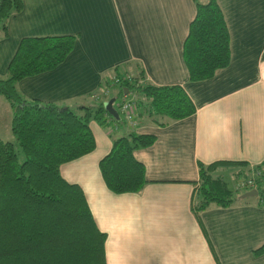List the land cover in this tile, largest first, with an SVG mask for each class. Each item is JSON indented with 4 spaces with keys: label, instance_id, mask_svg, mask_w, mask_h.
I'll list each match as a JSON object with an SVG mask.
<instances>
[{
    "label": "crops",
    "instance_id": "0c3cea01",
    "mask_svg": "<svg viewBox=\"0 0 264 264\" xmlns=\"http://www.w3.org/2000/svg\"><path fill=\"white\" fill-rule=\"evenodd\" d=\"M196 1L206 0H23L0 29V77L8 75L23 37H75L57 65L15 81L26 99L71 107L94 103L118 86L108 89L112 75L141 68L146 82L179 84L195 105L192 115L177 120L155 121L142 115V107L136 125L91 119L94 149L60 165L61 175L82 188L106 234V264H264V252H254L264 242L258 194L239 193L228 206L192 208L200 162L244 163L223 170L235 186L239 175H251L264 160V0H217L230 35V62L209 78L190 80L183 44ZM133 93L137 97L134 90L125 92L130 99ZM0 110L7 115L3 139L12 113L2 95ZM132 129L156 136L134 150L146 183L138 191L114 192L99 161L115 138Z\"/></svg>",
    "mask_w": 264,
    "mask_h": 264
},
{
    "label": "trees",
    "instance_id": "16d2710c",
    "mask_svg": "<svg viewBox=\"0 0 264 264\" xmlns=\"http://www.w3.org/2000/svg\"><path fill=\"white\" fill-rule=\"evenodd\" d=\"M22 6L23 0H0V29L6 28V19ZM74 41L71 34L23 37L8 63V75L0 77V93L11 107L13 134V139L0 138V264H106V234L97 227L82 188L61 175L60 165L94 149L91 119L103 125L127 120L118 110L119 117H113L104 108V100L71 107L26 99L15 87L16 80L61 62ZM183 57L190 80L209 78L230 62V35L217 0L196 1ZM113 82L119 87V102L127 97L125 92L137 93L131 98L137 115L142 107V115L155 121L158 116L177 120L196 110L181 85L146 82L141 68L129 76L117 74ZM155 139L154 134L133 129L114 139L99 161L112 191L142 188L145 167L134 150ZM234 164L244 163L217 160L198 164L194 211L212 204L228 206L240 198V189L224 177L223 170ZM251 172H259L255 188L264 203V160ZM254 252H264V242Z\"/></svg>",
    "mask_w": 264,
    "mask_h": 264
},
{
    "label": "built area",
    "instance_id": "2783aa9c",
    "mask_svg": "<svg viewBox=\"0 0 264 264\" xmlns=\"http://www.w3.org/2000/svg\"><path fill=\"white\" fill-rule=\"evenodd\" d=\"M119 107L130 125H136V107L135 104L131 101L130 98L124 97L119 102ZM259 172H254L251 175H247L246 177H241L235 182L236 189H252L255 188L256 185V177Z\"/></svg>",
    "mask_w": 264,
    "mask_h": 264
},
{
    "label": "rangeland",
    "instance_id": "374dc122",
    "mask_svg": "<svg viewBox=\"0 0 264 264\" xmlns=\"http://www.w3.org/2000/svg\"><path fill=\"white\" fill-rule=\"evenodd\" d=\"M126 75L127 76H129V75H131V74H129V73H126ZM113 80H114V75H112V77H110V82H109V84H108V89H110L109 88V86H112L113 85ZM118 88V89H117ZM112 90V89H111ZM109 91V90H108ZM108 91H107V94H108ZM116 92H118L119 93V87L117 86V87H115L114 88V90H113V92H112V95L110 96V94H108V95H106L105 96V100L104 101H106V100H108V98H111V97H115L116 95ZM1 95L2 94H0V97H1ZM133 95H134V93H133ZM2 97L3 98H5L3 95H2ZM97 97V96H96ZM134 97H135V95H134ZM100 98V97H99ZM117 98V97H116ZM120 98V97H119ZM119 98L118 99H115L114 101H113V105H114V107H116L117 109H118V111L120 112V114L121 115H123L122 114V111H121V109H120V107H119ZM127 98H128V96H127ZM104 99V98H103ZM96 101H94V103H95ZM6 121H7V115L5 116V118H4V115H3V113H2V111L0 110V125L3 127V126H6ZM128 122V121H127ZM12 137V138H11ZM2 138L4 139V140H7L8 138L9 139H13V134H12V132H11V128H10V131H5V132H3L2 133ZM228 181H229V179H227ZM247 190H249V189H242V190H239V191H237V193L239 194H241L242 192L244 193L245 191H247Z\"/></svg>",
    "mask_w": 264,
    "mask_h": 264
},
{
    "label": "water",
    "instance_id": "95a60500",
    "mask_svg": "<svg viewBox=\"0 0 264 264\" xmlns=\"http://www.w3.org/2000/svg\"><path fill=\"white\" fill-rule=\"evenodd\" d=\"M115 100L114 97H111L110 99L104 101V108L115 118L119 117V113L117 109L113 106V101ZM258 190L256 188L249 189L242 193V196H252V195H257Z\"/></svg>",
    "mask_w": 264,
    "mask_h": 264
}]
</instances>
